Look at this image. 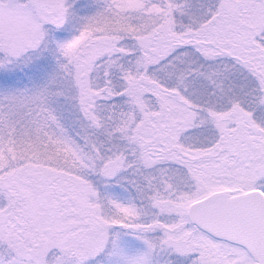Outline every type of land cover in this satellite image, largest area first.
I'll use <instances>...</instances> for the list:
<instances>
[{"label":"snow or ice","instance_id":"obj_1","mask_svg":"<svg viewBox=\"0 0 264 264\" xmlns=\"http://www.w3.org/2000/svg\"><path fill=\"white\" fill-rule=\"evenodd\" d=\"M0 264H264V0H0Z\"/></svg>","mask_w":264,"mask_h":264}]
</instances>
